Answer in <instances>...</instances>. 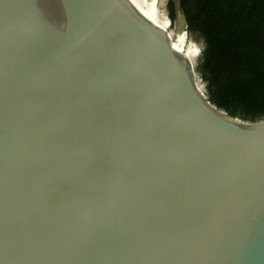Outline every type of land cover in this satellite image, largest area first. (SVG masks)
<instances>
[{
	"label": "water",
	"instance_id": "95a60500",
	"mask_svg": "<svg viewBox=\"0 0 264 264\" xmlns=\"http://www.w3.org/2000/svg\"><path fill=\"white\" fill-rule=\"evenodd\" d=\"M198 80L129 0H0V264H264V119Z\"/></svg>",
	"mask_w": 264,
	"mask_h": 264
},
{
	"label": "trees",
	"instance_id": "16d2710c",
	"mask_svg": "<svg viewBox=\"0 0 264 264\" xmlns=\"http://www.w3.org/2000/svg\"><path fill=\"white\" fill-rule=\"evenodd\" d=\"M166 9L202 43L193 64L209 102L233 118L264 119V0H168Z\"/></svg>",
	"mask_w": 264,
	"mask_h": 264
},
{
	"label": "rangeland",
	"instance_id": "374dc122",
	"mask_svg": "<svg viewBox=\"0 0 264 264\" xmlns=\"http://www.w3.org/2000/svg\"><path fill=\"white\" fill-rule=\"evenodd\" d=\"M133 2L139 9H141L145 13V15L149 19L153 20V22L158 26L161 31L165 32L168 35V37L173 43V46L180 48L184 53L189 54L191 58H193L195 54L197 57L198 51H200L202 47V43H197L192 40L190 34L186 30L185 22L180 13H176V20L173 24L170 22L166 9L168 0H133ZM185 39L192 45H188ZM194 62L195 61L193 59V63ZM193 65L194 72L197 77H199L196 72L197 60L196 65Z\"/></svg>",
	"mask_w": 264,
	"mask_h": 264
},
{
	"label": "bare ground",
	"instance_id": "6f19581e",
	"mask_svg": "<svg viewBox=\"0 0 264 264\" xmlns=\"http://www.w3.org/2000/svg\"><path fill=\"white\" fill-rule=\"evenodd\" d=\"M134 6H135V8L147 19V20H149L154 26H156L157 28H158V26L153 22V20H151V19H149L146 15H145V13L141 10V9H139L137 6H136V4L133 2V0H129ZM168 36V35H167ZM168 39H169V41H170V43H171V45H172V47L177 51V52H179L180 54H182L183 55V57L186 59V61L191 65V66H193V58H191L190 57V55L189 54H187V53H184L180 48H177V47H175V46H173V43H172V41H171V39L168 37ZM202 89H203V87H202Z\"/></svg>",
	"mask_w": 264,
	"mask_h": 264
},
{
	"label": "built area",
	"instance_id": "2783aa9c",
	"mask_svg": "<svg viewBox=\"0 0 264 264\" xmlns=\"http://www.w3.org/2000/svg\"><path fill=\"white\" fill-rule=\"evenodd\" d=\"M198 79H199V77H198ZM198 81H199L200 85H201V86L204 88V86L202 85V83H201L200 79H199Z\"/></svg>",
	"mask_w": 264,
	"mask_h": 264
}]
</instances>
